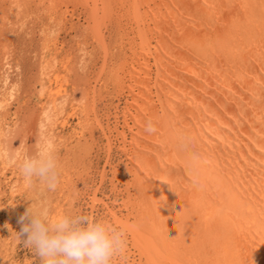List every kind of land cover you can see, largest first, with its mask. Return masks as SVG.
Instances as JSON below:
<instances>
[{"label": "bare ground", "instance_id": "bare-ground-1", "mask_svg": "<svg viewBox=\"0 0 264 264\" xmlns=\"http://www.w3.org/2000/svg\"><path fill=\"white\" fill-rule=\"evenodd\" d=\"M24 9L46 16L53 29L82 10L84 34L103 51L91 103L78 110L106 142L101 181L110 167L124 188L122 201L110 206L99 188L90 197L91 208L106 210L104 224L125 234L126 247L112 264H264V0H0L6 87L14 41L27 29L18 22ZM115 27L133 57L110 75L127 97L123 120L115 116L111 124L95 102L111 53L105 31ZM42 59L48 80L40 83L39 98L45 101L23 136L38 133L39 153L55 154L64 138L54 131L66 128L77 109L70 106L75 112L60 121L68 80L56 58ZM5 106L0 140L16 125L8 127ZM148 120L155 133L144 131ZM23 143L13 150L1 144L3 172L30 157ZM116 143L125 156L120 167L110 163ZM18 174L13 195L29 187Z\"/></svg>", "mask_w": 264, "mask_h": 264}, {"label": "rangeland", "instance_id": "rangeland-1", "mask_svg": "<svg viewBox=\"0 0 264 264\" xmlns=\"http://www.w3.org/2000/svg\"><path fill=\"white\" fill-rule=\"evenodd\" d=\"M27 11L24 9L19 16L20 18H18L20 24L25 21L24 24L27 29L21 31L14 41L16 43L13 46V53L10 58L12 71L10 70L9 73L11 74H8L9 85L7 87L2 71L0 72V79H3L0 80V103H2L0 107L6 105L5 112H7L6 123L8 127L16 124L10 128L11 131L8 133L10 135L6 133L1 138L0 146L2 144V148H5V145L9 143L10 150L17 149L22 146L20 144L23 140L26 144L23 143L22 150L24 149L29 156L39 154L38 143L36 142L38 133L35 132L32 136L30 135L28 140L24 138L23 134L29 125L28 122L33 118V114L38 111L40 105L45 101H41L39 98L40 83H45L48 80L42 76L45 67L43 57L47 60L51 56L56 58L58 70L68 80V84L64 88L65 94H67L66 98L68 97L66 100L67 110L65 116L60 117V121H63V118L68 114L75 112L70 111V106L77 109V113L68 118L66 128L63 129L59 125V127H56L57 130L54 131L57 137L64 138V143H59L55 152L60 175V182L56 190L50 191L43 185L37 184L34 187H21L20 193L13 195L11 192L15 190V187L12 185L19 179V167L14 168L11 166L8 171L3 172L0 164V264H41L40 257L34 250L25 247L23 243L25 237L21 236L20 240L17 237V233L20 232L22 227L18 222L19 218L29 207L33 211H46L49 218L52 214H55L53 215L55 217H59V215H86L90 220L104 223L108 221L106 210L101 205L91 208V195L95 189L99 188V198L105 200L110 206V202L116 200L119 203L122 201L124 189L122 184L114 182L110 167H107L103 182L101 181V170H103L107 157L106 142L101 131L96 127L87 125V118L82 116L81 111L78 110L81 104L91 103L92 93L90 94V92L93 90L92 86L95 85L103 62L102 49L97 46V43L93 42L89 35L83 32V27H85L84 12L76 10L77 13L73 14L72 17L66 16V19L61 22L62 28L59 26L60 28L53 29V25L49 24L50 21L48 22L46 16L38 15L28 9ZM118 31L119 29L116 27L105 31L111 53L106 65L107 70H105L104 76L99 82L100 85L98 84L96 87L99 93L98 98L96 97L95 106L98 113L103 115V119L107 118V115L110 117L111 124L114 123L115 116L119 117L120 121L123 120L127 97L120 94L119 86L114 83L113 75H110L116 69H123L129 58L133 57L129 41H122L119 38L121 33ZM46 37H49L50 40ZM47 47H49L48 50ZM62 63H65L64 66H66L67 71L63 69ZM42 66L44 67L42 68ZM5 88L8 90H5ZM85 94L91 96L90 99L87 97L89 100L84 99L86 98ZM60 101L64 102L65 99ZM106 120L105 123L107 124ZM7 138L12 139L9 141ZM66 139L67 142H65ZM124 159L125 156L116 143L110 155V163L120 167L125 162ZM113 184H117V191L111 192Z\"/></svg>", "mask_w": 264, "mask_h": 264}, {"label": "clouds", "instance_id": "clouds-1", "mask_svg": "<svg viewBox=\"0 0 264 264\" xmlns=\"http://www.w3.org/2000/svg\"><path fill=\"white\" fill-rule=\"evenodd\" d=\"M144 131L156 132L151 120L146 122ZM18 167L29 187L39 184L54 191L60 182L58 160L52 150L25 157ZM18 222L22 227L17 237H25V247L34 250L41 264H112L126 247L122 231L86 215L50 219L46 212L29 207Z\"/></svg>", "mask_w": 264, "mask_h": 264}]
</instances>
